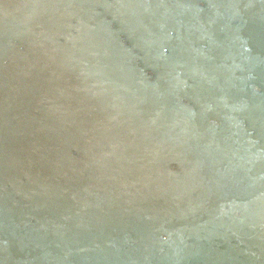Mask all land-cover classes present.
<instances>
[{
    "label": "water",
    "instance_id": "1",
    "mask_svg": "<svg viewBox=\"0 0 264 264\" xmlns=\"http://www.w3.org/2000/svg\"><path fill=\"white\" fill-rule=\"evenodd\" d=\"M97 2L102 10L95 9L102 12L103 19H118V12L103 13V4ZM158 2L171 3L167 11L172 21L177 19L184 26L186 15L175 7L176 0ZM86 15V22L94 18L93 13ZM54 26L61 36L75 33L65 26ZM13 27L6 26V34L0 35V84L4 85L8 74L3 71L4 48L9 37L14 36ZM168 32L172 39L186 40L175 36L173 29ZM124 40L129 42L125 37ZM146 41L150 42L149 38ZM34 42L30 45L37 49L38 55L42 51L44 55L50 53L47 45H40V40ZM145 48L148 49L146 45ZM163 49L161 53L147 55L145 61L136 56L138 66L143 62L147 66L142 64L137 68L133 60V65L126 69L127 82L131 81L133 88L150 85L149 66L157 67L158 60L161 64L164 60H174L169 48ZM210 51L205 46L200 53ZM253 66L259 68L257 63ZM211 69L208 63H201L198 75L196 70L194 74L203 80L188 84L184 83L182 73L167 70L164 79L176 81L172 82L175 91L166 98L149 96L143 90L132 92L136 97L150 99L151 103H142L147 111L148 103L149 109L159 110L155 125L144 123L146 115L127 109L132 104L128 99L131 95H120L119 104L108 114L110 131L107 129L100 138L86 140L82 147L72 139L67 148L71 152L68 162L50 158L60 148L48 149L47 143H38L42 146L39 150L32 146L34 141L28 136L33 135V130L27 129L26 119L22 118L25 127L2 121L5 107L0 103V264H60L70 255L71 247L74 249L75 244L69 245L59 254L54 251L43 257L33 248V239L39 236L31 237L27 229L25 233L15 234L18 223L13 218L17 213L13 212L11 203L17 200L13 194L19 197L18 192L28 181H33L31 190L39 192L33 201L36 206L55 207L75 219L79 227L85 226L73 231L77 238L84 235L82 229L96 228L110 234L118 228L125 239L148 232V238L158 249L166 245L167 253L158 251V260L152 256L160 264H264V105L257 106L260 113L247 107L242 101L245 93L236 96L231 88V91L223 90V83L230 82V86L231 77L238 75L231 76L226 71L217 76ZM260 74L257 72L248 80L254 87L263 89L264 77ZM261 93L257 91L251 97ZM163 100L177 102V107L165 106L161 115ZM119 117L128 119L130 128L123 125L125 120L116 119ZM214 144L220 145L216 148ZM88 146L94 148L93 154L74 166V161L85 157L83 150L87 152ZM53 202L55 205L50 204ZM183 204L191 207L190 210L183 211ZM176 213L178 216L173 217ZM30 215L31 212L27 213L29 221L24 225L33 227L29 224L34 221ZM81 215L86 220L78 219ZM50 237L54 243L57 232ZM227 251L232 255L226 254Z\"/></svg>",
    "mask_w": 264,
    "mask_h": 264
},
{
    "label": "bare ground",
    "instance_id": "2",
    "mask_svg": "<svg viewBox=\"0 0 264 264\" xmlns=\"http://www.w3.org/2000/svg\"><path fill=\"white\" fill-rule=\"evenodd\" d=\"M97 1L0 0V35L6 34L8 25L12 24L15 28L14 36L9 37L8 45L4 48L6 58L3 71L8 74L7 83L0 84V103L5 107L1 120L25 127L22 118L26 119L29 123L27 129L33 130V135L29 134L28 137L33 139L32 146L37 150L42 147L38 143H47L48 149L60 148L50 158L66 159L68 162L71 157L67 149L70 141L73 139L81 146L86 140L103 136L109 128L108 116L119 104L120 95L126 93L131 95L128 99L133 106L127 109L146 115L144 123L155 125L159 110L155 107L149 109L148 103L147 111L142 103H151L150 99L131 93L143 90L149 96L166 98L175 91L172 82L176 80L168 81L163 74L167 70L180 72L184 83L192 80L200 82L203 79L197 76V69L201 63H208L217 76L226 71L231 72V76L236 73L238 76L231 77L233 83L230 86V82L223 83V90L233 89L236 96L245 93L242 101L256 113L259 112L257 106L264 105V88L254 87L248 80L257 72L264 77V0H176L175 7L186 15L184 26L177 19L172 21L173 17L167 11L171 3L158 0H99L103 4V13L118 12L120 16H117L118 19H103L102 12L96 11L102 10V7H97ZM86 12L94 14L92 21H85L88 17ZM112 20L116 22L112 23ZM88 23L92 24L82 27ZM54 24L65 26L70 31L73 29L75 33L71 31L61 36L59 32L56 33ZM169 29L176 31L175 36H183L186 40L170 38ZM144 33L153 43L151 50L150 42L146 41L148 38L142 36ZM38 40L40 45L48 46L50 53L45 52L44 55L42 51L38 55L35 52L37 49L31 45ZM205 46L211 51L200 53ZM165 47L169 48L174 60H164L162 64L158 60L157 67L149 66L151 69L147 73L152 76L148 80L150 85L133 88L134 84L127 82L129 73L126 69L133 65V60L137 64L136 56L145 61L147 55L161 53ZM256 63L259 68H254ZM142 64L146 65L144 62ZM142 64L136 67L140 68ZM207 79L206 76L205 83ZM135 83L140 85L137 81ZM182 88L185 89V86ZM257 91H261V95L251 97ZM176 103L163 100L161 115L165 112V106L177 107ZM116 119L125 120L123 125L130 128L128 119ZM14 129H17L16 126ZM219 145L214 144L213 147ZM93 149L89 147L87 152L83 150L85 157L74 161V166L91 156ZM28 182L18 192L19 197L13 194L17 201L11 205L15 210L13 212L17 213L13 220L20 229L17 228L15 234L21 231L25 233L27 229L31 237L39 236L33 239L35 253H41L43 257L54 251L59 254L64 247L75 244L74 249L71 247L70 255L60 264H160L156 253L160 250L167 253L166 245L158 249L148 238V232L135 233L133 240L125 239L118 228L110 234L95 228L88 231L82 229L84 235L75 237L73 231L85 226L81 225L80 228L75 219L55 207L36 206L33 201L39 192L31 190L33 181ZM50 204L55 205L54 202ZM183 206V211L191 208L186 204ZM65 210L69 211L67 208ZM6 211L9 213L8 209ZM30 212V218L33 217L34 221L29 224L33 227L24 225L29 221L26 215ZM78 219L86 220L84 216ZM56 232L57 239L52 243L50 236ZM170 242L173 243V240ZM230 249L233 250V246ZM226 254L232 255L229 251Z\"/></svg>",
    "mask_w": 264,
    "mask_h": 264
}]
</instances>
